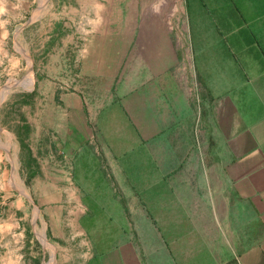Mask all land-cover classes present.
<instances>
[{"label":"crops","instance_id":"1","mask_svg":"<svg viewBox=\"0 0 264 264\" xmlns=\"http://www.w3.org/2000/svg\"><path fill=\"white\" fill-rule=\"evenodd\" d=\"M130 1V19L109 14L127 0L42 17L48 41H72L49 47L41 81L56 134V159L32 155L43 255L264 264V0H168L169 22L165 0Z\"/></svg>","mask_w":264,"mask_h":264},{"label":"rangeland","instance_id":"2","mask_svg":"<svg viewBox=\"0 0 264 264\" xmlns=\"http://www.w3.org/2000/svg\"><path fill=\"white\" fill-rule=\"evenodd\" d=\"M127 1L129 6H112L109 14L120 15L122 20L142 14V7ZM165 1L162 17L169 22L168 0ZM69 5H73L71 0H0V264H40V258L46 263L54 260L52 264H60L62 253L53 247V251L45 249L43 255L42 242L36 236L41 212L32 190L38 185L33 179L37 172L40 176L41 166L32 160V155L42 157V151H36V145L42 144L48 156L56 159V134L53 130L47 134L42 125L47 120L40 118L45 105L41 81L48 74L49 47L56 45V41L71 46L72 41H48L43 30L51 22L47 16H71ZM43 16L46 18L42 19ZM167 22V28L172 29ZM129 41L131 46L136 43L135 38ZM182 42L178 39L177 46ZM47 152L43 153L45 157ZM46 167L44 164L45 170ZM48 167V171L55 172V166ZM22 190L31 200L20 193ZM32 222H36L37 230ZM36 254L39 262L35 261Z\"/></svg>","mask_w":264,"mask_h":264},{"label":"water","instance_id":"3","mask_svg":"<svg viewBox=\"0 0 264 264\" xmlns=\"http://www.w3.org/2000/svg\"><path fill=\"white\" fill-rule=\"evenodd\" d=\"M22 195L26 196L29 200H31V197L26 193V191L22 190V192H20Z\"/></svg>","mask_w":264,"mask_h":264}]
</instances>
